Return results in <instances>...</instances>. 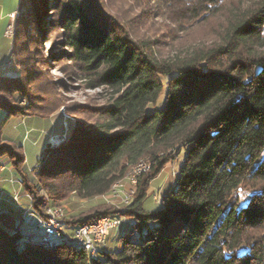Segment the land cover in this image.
Masks as SVG:
<instances>
[{"label":"trees","instance_id":"trees-1","mask_svg":"<svg viewBox=\"0 0 264 264\" xmlns=\"http://www.w3.org/2000/svg\"><path fill=\"white\" fill-rule=\"evenodd\" d=\"M196 1L191 11L198 18L208 3L220 0ZM261 1L234 15L220 40L164 53L156 39L134 36L98 5L60 0L66 54L90 86L108 88L112 96L100 108L102 123L87 130L78 123L42 158L39 185L53 201L71 192L90 199L107 194L139 159L148 157L151 166L138 177L126 209L63 220L75 227L106 214L123 215L127 222L117 247L91 256L73 240L40 244L29 239L41 240L26 232L22 220L2 211L0 264H264ZM9 82L0 87L10 97L0 96L2 125L24 114L11 103L25 86L15 77ZM6 152L22 174L33 210L46 215L49 200L23 172V155L0 146ZM181 154L175 184L158 207L147 208L152 181Z\"/></svg>","mask_w":264,"mask_h":264},{"label":"rangeland","instance_id":"rangeland-1","mask_svg":"<svg viewBox=\"0 0 264 264\" xmlns=\"http://www.w3.org/2000/svg\"><path fill=\"white\" fill-rule=\"evenodd\" d=\"M83 1L90 6L98 5L105 12V16L115 18L122 26L131 30L134 36L139 34L156 39L164 53L220 40L228 21L234 15H240L249 8L254 9L262 2L220 0L215 4L208 3V7L203 6L207 9L197 18L191 11L196 0H97L96 4V0ZM59 4L60 0H0V87L11 86V77L17 78L25 86V94L16 95L11 103L18 106L24 114L11 115L8 122L2 125L1 114L4 115L5 110L0 106V146L11 145L15 152L23 155V172L28 173L32 185L38 184L40 194L49 200L45 214L49 207L60 209L63 222L64 219L84 216L95 210L126 209L133 201L136 191L137 183L132 181L133 167L141 161L148 162L151 166V162L148 157L139 159L129 166L124 177L115 182L119 186L114 183L107 194L90 199H83L71 192L65 199L53 201L39 185L37 176L42 158L64 143L78 123H82L86 130L102 123L104 119L100 108L105 106L112 96L108 88L90 86L89 78L79 71L66 54L69 48L62 42L64 31L60 22L63 13ZM12 14L15 16L12 17ZM0 94L3 100L10 98L3 91H0ZM163 99L164 96H161L156 107L161 106ZM0 157L10 161L11 171L18 174L11 181L16 184L12 197L19 204L22 199H27L28 204L21 217L15 218L16 221L22 220L26 232L31 234L28 230L36 222L34 213L40 214L33 210L32 196L25 190L22 174L16 168L11 154L0 153ZM183 159L184 155L181 154L152 181L147 208L160 205L162 196L175 184ZM3 170L5 169L0 165V173ZM117 192L119 197H114L113 194ZM238 194L241 199L246 197L243 188ZM6 209L18 215L14 208ZM120 216L122 225L110 232L107 244L103 246L107 249L115 248L119 244L118 238L124 223L127 222L126 217ZM30 219L34 223L29 224ZM65 226L67 233L72 234V226ZM29 239L49 246L57 243L43 242L37 237Z\"/></svg>","mask_w":264,"mask_h":264},{"label":"built area","instance_id":"built-area-1","mask_svg":"<svg viewBox=\"0 0 264 264\" xmlns=\"http://www.w3.org/2000/svg\"><path fill=\"white\" fill-rule=\"evenodd\" d=\"M149 165L140 166V169L136 175H134V183H137L138 174L145 172L149 169ZM119 193H114L113 196H118ZM36 222L34 225L37 226V233H47V231H54V235H70L80 239H83V245L90 247L92 253L93 249H100L104 246V237L109 236L110 232L122 225V218L118 214H109L100 217V223L94 225L85 226L83 232H75L74 234H67L65 224L56 218H48L47 215H37L34 213Z\"/></svg>","mask_w":264,"mask_h":264},{"label":"bare ground","instance_id":"bare-ground-1","mask_svg":"<svg viewBox=\"0 0 264 264\" xmlns=\"http://www.w3.org/2000/svg\"><path fill=\"white\" fill-rule=\"evenodd\" d=\"M18 15V14H17ZM15 14H12V17H14ZM15 24V23H14ZM15 27V26H14ZM10 28H12V23H11V26ZM12 31V30H11ZM15 32V31H14ZM143 165H149L148 162H145V161H141V162H138L134 167H133V170H132V173H133V180L134 181V175H136L140 169V166H143ZM145 172H140L138 174V177L143 174ZM121 181V180H120ZM117 184V183H115ZM119 186V184H117ZM116 188V186H115ZM116 190V189H115ZM112 191V190H111ZM135 192V191H134ZM118 193V192H117ZM134 194V193H133ZM112 197V196H111ZM115 197V196H114ZM119 197V196H118ZM110 203V202H109ZM112 203V202H111ZM51 206V205H50ZM60 209L58 210L57 208H52V207H49L47 209V217L48 218H58L60 220H62L63 218H60L63 214V213H60ZM100 223V218L97 219L96 221L94 222H91V223H85V224H82V225H79V226H75V227H71L72 229V234H74V230L75 232H83L85 230V226H88V225H94V224H99ZM28 231H31V234H35L37 235L39 238H41V240L45 241V242H52V241H57V240H62V241H67V240H73V242L76 243V246H78L79 248H82L84 250H86L91 256H95L98 252L99 249H93V253L90 249L89 246L87 245H83V239H80V238H77V237H74V236H70V235H54V231H47V233H41L40 235L36 234L37 233V226L36 225H33V227L31 226V229H29ZM68 234V233H67ZM108 237L109 236H105L104 237V246L107 244V240H108Z\"/></svg>","mask_w":264,"mask_h":264},{"label":"crops","instance_id":"crops-1","mask_svg":"<svg viewBox=\"0 0 264 264\" xmlns=\"http://www.w3.org/2000/svg\"><path fill=\"white\" fill-rule=\"evenodd\" d=\"M2 116L3 114H1V117ZM0 165L3 167V169H5L3 170V172L0 173V212L8 211V209L6 208L12 207L17 211L18 215L16 216L14 213L12 214L17 219H19L21 217L22 212L24 211V208L28 204L27 199H22L20 201V204L14 201L12 197V191L15 189L16 184L11 181L14 177L18 176V174L13 170L11 171L12 164L10 163V161L4 160L2 157H0ZM28 223L31 224L34 223V221L30 219L28 220Z\"/></svg>","mask_w":264,"mask_h":264}]
</instances>
